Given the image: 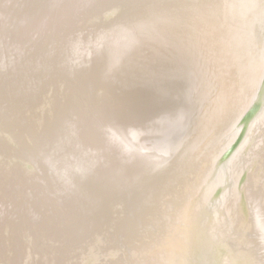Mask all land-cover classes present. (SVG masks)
<instances>
[{"label": "water", "instance_id": "1", "mask_svg": "<svg viewBox=\"0 0 264 264\" xmlns=\"http://www.w3.org/2000/svg\"><path fill=\"white\" fill-rule=\"evenodd\" d=\"M263 96L264 0H0V264H264Z\"/></svg>", "mask_w": 264, "mask_h": 264}, {"label": "bare ground", "instance_id": "2", "mask_svg": "<svg viewBox=\"0 0 264 264\" xmlns=\"http://www.w3.org/2000/svg\"><path fill=\"white\" fill-rule=\"evenodd\" d=\"M106 17H107V14H106ZM80 26L81 24L79 23L78 27ZM27 39L28 38H26V40ZM176 41L178 43L181 42L178 40ZM78 70L79 72L84 71V69L77 68V71ZM262 107H264V96L261 99L259 110L256 112L257 114L255 113L257 116H255V118H253L252 120L253 122L256 119H258V117L260 116V113L262 114L264 113V110H261ZM241 129L242 128H240V130ZM245 136H246V133H245ZM261 143H262L261 145H263V141H261ZM0 161H2V159H0ZM262 167H264V165ZM261 171H262V168L254 169L255 174ZM109 180L111 181V178H109ZM104 181H105V178H104ZM203 222H204L203 212H202V209H200L196 217H195V214H193L192 220H189L186 223L184 227L185 233H184L183 239H181V241L177 242L176 244L172 245L170 250L166 253L164 260L161 264H198L199 259L201 260V262L205 264H227L226 262H224L223 257L221 258V256H217L216 251L213 248V245H211L210 243L209 244L206 243L205 245V243H203L202 237H201L202 231L204 230ZM250 248L251 247L248 246L247 250L244 248L240 250L242 254L241 257L246 264H254V262L252 261V254L251 252H248Z\"/></svg>", "mask_w": 264, "mask_h": 264}]
</instances>
